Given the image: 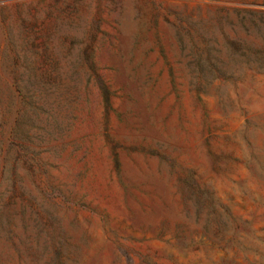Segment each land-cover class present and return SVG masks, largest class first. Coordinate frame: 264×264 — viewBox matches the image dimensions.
I'll return each mask as SVG.
<instances>
[{
  "label": "rangeland",
  "instance_id": "374dc122",
  "mask_svg": "<svg viewBox=\"0 0 264 264\" xmlns=\"http://www.w3.org/2000/svg\"><path fill=\"white\" fill-rule=\"evenodd\" d=\"M10 101L0 264H264V0H0Z\"/></svg>",
  "mask_w": 264,
  "mask_h": 264
},
{
  "label": "trees",
  "instance_id": "16d2710c",
  "mask_svg": "<svg viewBox=\"0 0 264 264\" xmlns=\"http://www.w3.org/2000/svg\"><path fill=\"white\" fill-rule=\"evenodd\" d=\"M21 94V97L24 98V94ZM15 97V94H11V98ZM12 101H10V106L8 103V106L3 109V115L2 118H0V130H1V135L4 137L6 136L7 139V148L6 151L9 150H16L17 148L23 150L25 153L26 151L23 149V146L20 144H17L15 141V129H16V123L19 119L18 113L14 114L13 109H12ZM13 121H15V124L13 125Z\"/></svg>",
  "mask_w": 264,
  "mask_h": 264
}]
</instances>
